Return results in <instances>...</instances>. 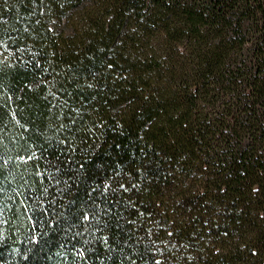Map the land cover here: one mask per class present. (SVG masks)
Masks as SVG:
<instances>
[{"label": "trees", "instance_id": "trees-1", "mask_svg": "<svg viewBox=\"0 0 264 264\" xmlns=\"http://www.w3.org/2000/svg\"><path fill=\"white\" fill-rule=\"evenodd\" d=\"M0 264H264V0H0Z\"/></svg>", "mask_w": 264, "mask_h": 264}, {"label": "snow or ice", "instance_id": "snow-or-ice-1", "mask_svg": "<svg viewBox=\"0 0 264 264\" xmlns=\"http://www.w3.org/2000/svg\"><path fill=\"white\" fill-rule=\"evenodd\" d=\"M89 217L85 216L84 219H88Z\"/></svg>", "mask_w": 264, "mask_h": 264}]
</instances>
